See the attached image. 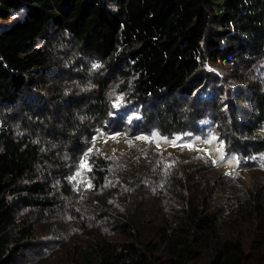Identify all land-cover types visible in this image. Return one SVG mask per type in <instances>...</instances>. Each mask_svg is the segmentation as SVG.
<instances>
[{"label":"trees","instance_id":"trees-1","mask_svg":"<svg viewBox=\"0 0 264 264\" xmlns=\"http://www.w3.org/2000/svg\"><path fill=\"white\" fill-rule=\"evenodd\" d=\"M20 9L22 17L7 25L11 12ZM68 39L83 54L99 60L105 71L117 74L122 80L119 90L135 104L144 107L158 102L179 107L185 103L196 127L209 120L202 109L213 110L210 129L223 142L226 153L238 155V171L255 168L252 159L264 151V135L260 133L264 82L250 81L239 68L264 63V0H0V107L20 105L28 110L37 105L38 112L51 115L55 121L51 128L59 129L75 147L70 156L73 160L82 145L80 135L89 136L92 125L104 123L109 108L107 79L92 75L87 66L73 68L80 72L74 77L84 83L81 89L68 90L59 80L65 65L61 53L70 52L65 48ZM206 64L224 71L221 81L217 82ZM233 70L235 73H230ZM229 83L232 88L227 87ZM35 90L44 91L40 95L47 103L43 109L31 94ZM200 104L203 108L197 107ZM144 114L163 135L189 131L176 112L170 120L163 112L157 115L144 109ZM156 158L149 156L140 166L135 183L149 171L160 183L151 180L142 190L157 191L159 186L153 184L165 186L163 175L158 173L160 165L149 163ZM61 160L33 140L16 137L9 125L1 128L0 264H21L19 258L35 237L31 219L17 222L16 213L21 208L26 212L44 210L57 202L51 180L41 176L56 168L64 195H70L65 183L69 173ZM111 162L99 153L88 156L94 187L102 186ZM213 169L211 163L201 161L183 165L185 178L177 174L172 182L182 193L177 212L158 213L162 203L156 197L159 201L146 211L157 212L150 220L141 225L140 220L121 223L117 230L126 234L124 240H89L83 251H76L73 263L264 264L263 235L257 239L260 248L250 257L238 237L222 236L207 199L209 187L202 195L186 187V182L195 181L196 173ZM225 177L210 173L209 182ZM236 208L264 219V203L255 193L246 203L237 202Z\"/></svg>","mask_w":264,"mask_h":264},{"label":"rangeland","instance_id":"rangeland-1","mask_svg":"<svg viewBox=\"0 0 264 264\" xmlns=\"http://www.w3.org/2000/svg\"><path fill=\"white\" fill-rule=\"evenodd\" d=\"M22 15V9L11 12L6 24L21 18ZM66 43L65 48L70 52L62 51L61 53L65 65L59 72V80L68 90L81 89L84 83L80 78L74 77L79 71H73L78 64L87 66L88 72L92 75H103L107 79L108 118L100 125H92L89 136L80 135L82 145L78 156L72 160L70 156L75 151V147H71L70 143L60 135L59 129L51 128V124L55 123L51 115L46 117L38 112L40 109H36L37 105L30 108L32 113L28 111L30 109L27 110L20 105L14 108L0 107V130L3 126L9 125L16 137L29 138L38 143L42 150L53 151L61 156V162H64L62 166L69 173L65 181L69 184V196L64 195L63 184L57 180V169L51 168L41 176V179L45 176L51 180V186L58 194L57 202L53 207L44 210L26 212L21 208L20 212L16 213L17 222L31 219L35 227V237L19 258L20 263L74 264L73 257L76 251H83L89 240H92L91 242L101 238L124 240L126 234L117 230L121 223L134 224L135 222L136 224L140 220L139 225H141V222L150 220L151 215L157 212L146 211L154 201L160 200L162 203L158 213L169 214L170 212L172 215V212H177L179 209L180 205L177 201L182 197L179 188L172 183L173 176L178 174V178L184 179L185 175L181 170L183 165L195 164L198 161L211 163L215 169L196 173L193 177L195 181L186 182V187L199 195H202L206 187H209L207 199L214 208L222 236L238 237L247 254L253 257L256 254L255 250L260 248L257 239L261 235L264 238V219L250 212H237L236 203H246L253 193L261 203H264V151L252 159V165L255 168L238 171V155L226 153L223 142L210 129L209 120L213 119L211 115L214 114L213 110L202 109V115H208L210 118L202 120L196 127L197 125L191 123L195 117H191L192 113H189L191 109L185 103H180L179 107L158 102L144 105V107L135 104L128 95H124L119 90L122 80L117 78V74L105 71L99 60L83 54L72 40L68 39ZM53 53L55 56L56 52ZM229 65L233 66L231 63ZM228 66L224 67L228 69L230 68ZM206 68L216 75L217 82L222 80L224 71L221 72L220 68L208 64ZM239 70L241 74L246 73L250 81L264 82V63L252 65L246 70L239 68ZM232 72L235 73L234 70L230 73ZM227 87L233 86L229 83ZM207 92L213 96L211 89ZM31 94L38 102V107L45 108L46 102L44 103L40 98L44 91L35 90ZM197 107L203 108L202 104ZM144 109H149L151 113L157 115L163 112L168 120L173 112H176L184 118L183 122L188 124L189 131L163 135L154 123H149ZM215 111L218 116L217 122H219L222 118L221 110ZM34 112L37 115H34ZM64 118V115L59 117L61 123ZM261 128L260 133L264 135V124ZM153 133L156 134V138H153ZM137 137L148 139H137ZM188 144H191L192 148L185 146ZM97 153L112 161L109 174L100 187L93 186L94 182L89 175L87 163L88 156ZM149 156H157L156 160H151L149 163L153 162L155 166L160 165L162 168L158 173L163 175L165 186L153 184L156 188L159 186L157 191H151L148 188L142 190L151 184L149 182L151 180H157L155 183H160L158 177L154 178L151 171L147 176L142 175L139 182L135 183L137 174L140 173V166ZM213 161L216 162L213 163ZM82 163L86 167H81ZM210 173L213 175L220 173L226 177L211 184ZM169 178L171 179L167 182ZM156 197L159 200L155 199ZM92 200H97L99 203L95 205L91 202ZM146 201L149 202L146 204ZM130 232H133L132 228Z\"/></svg>","mask_w":264,"mask_h":264},{"label":"snow or ice","instance_id":"snow-or-ice-1","mask_svg":"<svg viewBox=\"0 0 264 264\" xmlns=\"http://www.w3.org/2000/svg\"><path fill=\"white\" fill-rule=\"evenodd\" d=\"M94 67H99V65H94ZM115 106V105H114ZM153 138H156V134L155 133H153ZM137 139H148L147 137H137ZM206 143L208 142V141H205ZM173 144L175 143L174 141L172 142ZM186 147H189V148H192V145L191 144H188V145H185ZM220 159H223V157H220ZM216 161H213V163H215ZM81 167H86V165L85 164H81ZM75 177H73V179H74Z\"/></svg>","mask_w":264,"mask_h":264}]
</instances>
